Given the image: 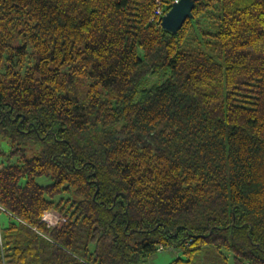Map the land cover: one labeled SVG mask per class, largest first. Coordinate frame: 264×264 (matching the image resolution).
Returning a JSON list of instances; mask_svg holds the SVG:
<instances>
[{
	"label": "trees",
	"instance_id": "trees-1",
	"mask_svg": "<svg viewBox=\"0 0 264 264\" xmlns=\"http://www.w3.org/2000/svg\"><path fill=\"white\" fill-rule=\"evenodd\" d=\"M173 1L0 0V264H264V0Z\"/></svg>",
	"mask_w": 264,
	"mask_h": 264
},
{
	"label": "rangeland",
	"instance_id": "rangeland-1",
	"mask_svg": "<svg viewBox=\"0 0 264 264\" xmlns=\"http://www.w3.org/2000/svg\"><path fill=\"white\" fill-rule=\"evenodd\" d=\"M28 147H27V150H28ZM30 147L31 149L27 151V157H32L41 148V146L38 144H34L32 146L30 145ZM11 149H12V146H11L10 140L7 138H3L0 135V151L3 152V156L0 154L1 160L5 159V156L9 154ZM12 161H14V158H12ZM36 182L41 185H47L50 183V179L48 177L39 176L36 178ZM7 219L8 218L6 214L1 212L0 213V223L2 225L7 224ZM177 257H179V254L177 252H174L169 249L160 250L154 253L151 257H149L146 264H169L171 263V261L175 260Z\"/></svg>",
	"mask_w": 264,
	"mask_h": 264
},
{
	"label": "water",
	"instance_id": "water-1",
	"mask_svg": "<svg viewBox=\"0 0 264 264\" xmlns=\"http://www.w3.org/2000/svg\"><path fill=\"white\" fill-rule=\"evenodd\" d=\"M194 3L195 0H174L161 18V27L171 33H177L186 19L192 17Z\"/></svg>",
	"mask_w": 264,
	"mask_h": 264
},
{
	"label": "built area",
	"instance_id": "built-area-1",
	"mask_svg": "<svg viewBox=\"0 0 264 264\" xmlns=\"http://www.w3.org/2000/svg\"><path fill=\"white\" fill-rule=\"evenodd\" d=\"M177 1V0H175ZM164 15L163 11H162V7L161 6H157L154 11H153V15H152V19L157 20L159 22H161V18ZM48 226H53L57 223L58 218L56 215H54L51 212H46L43 216L42 219ZM162 250V248L159 249V251Z\"/></svg>",
	"mask_w": 264,
	"mask_h": 264
}]
</instances>
